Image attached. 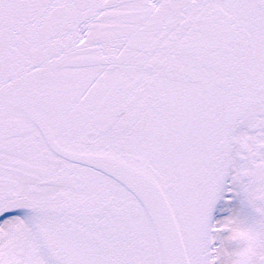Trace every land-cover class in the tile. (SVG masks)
Here are the masks:
<instances>
[{
  "label": "snow or ice",
  "instance_id": "obj_1",
  "mask_svg": "<svg viewBox=\"0 0 264 264\" xmlns=\"http://www.w3.org/2000/svg\"><path fill=\"white\" fill-rule=\"evenodd\" d=\"M0 264H264V0H0Z\"/></svg>",
  "mask_w": 264,
  "mask_h": 264
}]
</instances>
